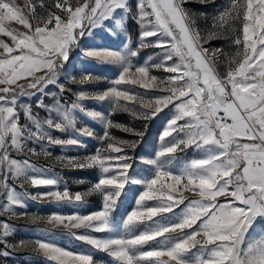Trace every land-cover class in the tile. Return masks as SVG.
<instances>
[{
  "label": "snow or ice",
  "instance_id": "obj_1",
  "mask_svg": "<svg viewBox=\"0 0 264 264\" xmlns=\"http://www.w3.org/2000/svg\"><path fill=\"white\" fill-rule=\"evenodd\" d=\"M186 2L137 0L133 13L129 0H75V3L56 0L54 6L62 15L52 12L41 15L35 6L27 3L29 14L25 15L15 0H0V33L10 36L13 42L9 45L0 40V47L4 49L0 52V85H4L0 87V195L6 200L4 211L15 214L13 209L26 207L25 198L29 197L22 183L21 190L17 191L16 186L8 184L9 179L36 187L58 183L46 175L47 169L38 167L27 157L17 159L12 156L13 152L37 155L34 148L28 147L32 142L39 144L41 153L47 156L43 141L56 145L78 144V138L62 140L50 132L78 131L75 129L78 114L100 117L99 112L85 110L80 103L83 99H109L115 106H120L121 99H137L138 94L115 87L95 95L82 90L70 106L57 101L53 109H47L42 102L38 103V107L57 114L45 120L39 119L29 104L20 102L56 83L70 52L80 47L86 26L88 34L93 27L105 26V21L111 25L110 31L123 30L131 16L141 28L135 48L129 41L122 51L93 46L82 49L81 54L86 61L119 64L121 70L116 84L156 87L164 93L148 101L141 100L139 109L123 106L125 111H132L145 120L171 106L154 158L145 161L153 166L152 175L140 179L130 176L127 170L131 165L127 162L114 170L108 161H125L126 157L106 156L98 150L79 165L96 167L101 173L89 193L50 190L37 192L30 198L50 196L56 202L75 206L77 202L83 203L85 195L100 193L103 210L88 215L53 214L49 221L63 225L69 229L68 235L107 253L116 264H264V0H243L242 3L232 0L230 10L219 18V27L229 19L242 20V35L232 40L238 50L235 56L226 57L223 73L218 71L220 57L224 55L221 50L203 47L216 34L201 36L184 8ZM39 6L44 7L42 3ZM13 21L27 31L11 28L9 23ZM148 37L157 39L146 42ZM146 47L163 50L161 63L133 65L131 58ZM150 68L163 69L172 75L158 81L157 77L150 76ZM84 71L81 84L95 78L87 68ZM21 80L27 83L20 84ZM60 90L63 92V86ZM20 110L27 121L23 125L19 122ZM105 126H111V121L105 120ZM79 134L91 135V132L83 129ZM107 147L122 151L112 143ZM188 149L198 155L173 172L168 166ZM131 184L143 185L137 208L114 220L112 213L117 199L125 186ZM148 201L155 203L146 205ZM258 221L259 235L249 236V230ZM141 225L143 230L138 232ZM72 228L85 231L77 234ZM3 229L0 244L12 247L5 240L11 230L7 224ZM92 232L106 235L96 237ZM149 242L155 244L146 250ZM23 244L21 241L18 246ZM36 244L47 261L55 264H93L91 254L68 251L50 240Z\"/></svg>",
  "mask_w": 264,
  "mask_h": 264
},
{
  "label": "rangeland",
  "instance_id": "obj_2",
  "mask_svg": "<svg viewBox=\"0 0 264 264\" xmlns=\"http://www.w3.org/2000/svg\"><path fill=\"white\" fill-rule=\"evenodd\" d=\"M242 3L243 0H240ZM15 3L22 9L25 15L29 14L30 4L36 7V12L44 15L45 12H52L62 15V12L54 5L56 0H15ZM44 7H40V4ZM75 3V0H73ZM137 0H129L132 7V12H136ZM232 0H187L184 8L188 10L189 15L195 21V27L199 30L202 37L208 36L210 33H215L216 38L209 39L203 47L212 49H220L224 54L220 57L218 71L223 73L226 69V57L236 55L238 46L232 43V40L241 34L242 20L229 19L227 24L219 27V18L230 10ZM119 11V10H118ZM235 15V12L232 13ZM242 15V12H241ZM11 28L19 31H27V29L13 21L9 23ZM111 25L105 21V26L93 27L88 34L86 26V34L79 41L80 47L75 48L69 54V60L60 69L59 78L54 84L47 85L43 92H37L35 95L21 99V103H26L31 106L32 112L39 119L45 120L51 115L56 117L53 111L38 107V103L42 102L47 106V109H53L56 102L70 106L77 99V94L80 91H86L92 95L102 93L113 87L118 90H129L130 94L137 95L135 101H127L121 99L120 106L113 105L112 101L106 99L99 101L96 99H83L80 101L86 111H96L101 115L98 118L87 117L78 114L75 123V129L78 131L68 130L60 132L59 130H51L50 134L54 138L66 140L68 138H78L79 143L76 145H56L48 144L47 141L42 143L45 145L48 155L41 153L39 144L29 142L28 147L34 148L37 155L31 153H22L17 155L15 152L12 156L17 159L29 158L35 162L38 167L47 169L46 175L49 178L57 179L56 186H40L36 187L27 182L8 180L10 186H16L17 191H20V184H23V189L29 193V197L25 198L26 207L21 208L16 206L13 212L4 211L3 205L6 203L5 197L0 195V233L3 232V225L7 224L10 235L5 238L6 243L12 247L5 248L4 244H0V253L8 251L9 256L0 255V264H55L54 261H47L43 254L37 250V241L50 240L55 245L62 247L74 253L91 254L93 256V264H116L113 257L107 253L94 249L91 245L83 241L77 240L68 235L69 229L63 225H56L49 221L53 214L61 215H88L94 212L103 210V196L98 192H91L85 195L83 203L77 202V205H70L66 202H56L50 196H43L38 199H31L37 192L45 193L50 190H58L63 192L65 189L70 194L89 193V190L100 178V171L96 167L81 168L80 164L85 163L86 158L95 155L97 151H101L106 156L119 157L125 156V161L112 159L108 164L113 167L127 162L131 167L127 170L130 176L137 179L141 177L147 178L152 175L153 166L145 163L146 160L154 158V153L159 146V136L162 134L166 126V119L170 117L169 108H164L157 116L152 119L145 120L139 115H133L132 111H125L124 105L129 109H139L140 101H148L155 97L161 96L164 93L156 88H141L139 85L133 84H116L120 75L121 66L110 62H97L93 60H85L81 54L82 49H90L93 46H100L104 49L122 51L125 44L130 41V46L135 48L139 43L141 28L139 24L128 17L126 26L123 30L109 28ZM157 37H148L146 42H154ZM167 40V37H163ZM0 40L12 45L10 36L0 33ZM4 49L0 47V52ZM164 58V52L158 47H146L139 51L136 57H132V63L136 66H143L146 62L149 65L161 63ZM169 64L172 61L168 62ZM85 68L88 73L94 76L83 84L79 83L82 76L85 74ZM43 73H38L42 75ZM171 73L163 69L150 68V76L157 77V80H166ZM20 84H26V80L19 81ZM63 86V92L60 88ZM4 87V85H0ZM105 120L111 121V126L106 128ZM20 124L23 125L25 120L24 113L20 110ZM83 129H88L91 135L79 134ZM130 129L131 131H126ZM107 132V136H105ZM175 135V133H173ZM166 139H171L168 137ZM126 142V143H125ZM112 143L113 147L122 149L116 152L108 149V144ZM198 154L192 149H188L185 153H179L177 158L168 166L173 172H178L185 162L196 157ZM74 161L69 164L68 161ZM111 173H109L110 175ZM143 190L142 184L126 185L121 196L117 199L116 208L112 213L114 220H120L125 213H130L137 208V199L139 192ZM185 195H192L185 193ZM223 199V198H221ZM146 205H153L155 202H145ZM176 211H179L177 209ZM154 219H158L155 217ZM150 224L151 221H145ZM72 232L81 234L85 231L83 228H72ZM143 230V225L137 231ZM260 233L259 221L249 230V236H258ZM96 237H104L105 233H90ZM160 239V238H158ZM23 241V246H18ZM155 242H149L145 249L152 247ZM195 251V250H193Z\"/></svg>",
  "mask_w": 264,
  "mask_h": 264
}]
</instances>
